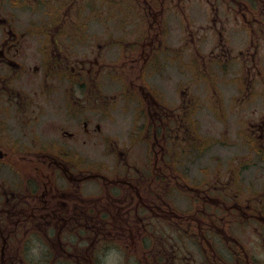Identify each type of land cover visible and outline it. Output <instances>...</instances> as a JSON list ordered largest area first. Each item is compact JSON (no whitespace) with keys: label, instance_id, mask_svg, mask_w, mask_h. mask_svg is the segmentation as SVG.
I'll use <instances>...</instances> for the list:
<instances>
[{"label":"flooded vegetation","instance_id":"1","mask_svg":"<svg viewBox=\"0 0 264 264\" xmlns=\"http://www.w3.org/2000/svg\"><path fill=\"white\" fill-rule=\"evenodd\" d=\"M109 249L264 264V0H0V264Z\"/></svg>","mask_w":264,"mask_h":264},{"label":"rangeland","instance_id":"2","mask_svg":"<svg viewBox=\"0 0 264 264\" xmlns=\"http://www.w3.org/2000/svg\"><path fill=\"white\" fill-rule=\"evenodd\" d=\"M190 12H191V15H194V16H196V17H204L205 16V10H207V9H202V10H200L199 12L197 11V10H195L194 9V7L193 6H190ZM172 20H173V18H172ZM201 21H204V19H202ZM172 32H171V37H172V40H176V38H177V35H178V30H177V28H178V24L174 21V24H172ZM116 31H113L112 33H115ZM27 43V40L25 41V43H24V45ZM36 45H37V41L36 40H33V42H30V46H28L27 48H26V50H24V51H34V49L36 48ZM78 48H80V49H83L84 47L83 46H80V47H78ZM128 121V118H124V124H126V122ZM120 128V127H119ZM116 132H113V133H111V126H107V130L105 131H103V138L104 137H107L108 136V139H110V136L111 135H113V134H115ZM119 136V137H118ZM118 136H115L114 138L115 139H117V143H118V145H121V140H122V136L121 135H118ZM101 142V141H100ZM103 143V142H102ZM108 143H111V142H108ZM104 144V143H103ZM121 147V146H120ZM138 148V147H137ZM106 152H105V151ZM104 150H101V148H99V149H97V151H95V149H93V151H91V153H92V156H93V159L94 160H97V161H106V163L107 164H109V162L112 160V163L113 162H115V160H114V158H113V156H112V152L110 151V148H109V150L107 151V147H104ZM85 152V149L84 148H82V153H84ZM141 152L142 151H140V154H141ZM108 154V155H103V154ZM229 151H228V155H229ZM142 156V155H141ZM134 157V155L132 154V157L131 158H133ZM114 160V161H113ZM110 165V164H109ZM115 165H117V163L115 164ZM110 166H112V165H110ZM253 176H254V173H253ZM100 189H101V185L99 186V187H94L93 188V192H94V194H101L102 192H100ZM134 233V239L136 240V241H140V240H143L144 239V236L145 235H148V232H147V230L146 231H144V230H140L139 232H136L135 233V231L133 232ZM194 235V234H193ZM192 238H196V239H200V237L197 235L196 237H192ZM184 240L185 239H183V241H181L180 240V242H179V250H182V251H184V252H186L185 250H186V244H184ZM126 249H127V246L125 247ZM125 249V250H126ZM146 249V248H145ZM205 254L206 255H208V256H211V254H210V252L209 251H205ZM124 255H127V254H124ZM136 255L141 259L142 257H143V255H144V249L143 248H138L137 249V253H136ZM105 258H104V256L102 255L101 257H100V264H102V261L104 260ZM107 259H108V263L107 264H119L120 262H121V260L119 259V257H118V255L116 256V251H115V249H109V256L107 257ZM126 259H123V261H125ZM136 264V263H135ZM138 264H144L143 263V261L141 260V261H138Z\"/></svg>","mask_w":264,"mask_h":264}]
</instances>
